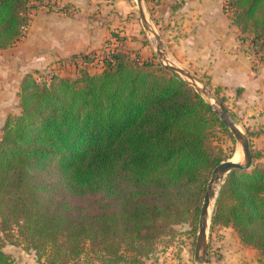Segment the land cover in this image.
Here are the masks:
<instances>
[{"label":"trees","instance_id":"obj_1","mask_svg":"<svg viewBox=\"0 0 264 264\" xmlns=\"http://www.w3.org/2000/svg\"><path fill=\"white\" fill-rule=\"evenodd\" d=\"M39 1L0 0V50L26 37ZM223 9L264 64V0ZM121 34L102 47L99 73L22 79L20 114L0 139V264H18L7 245L45 264H143L177 226H197L210 176L227 161L215 143L231 134L154 51L144 59L120 47ZM262 157L252 149V167L226 177L210 231L232 228L264 256Z\"/></svg>","mask_w":264,"mask_h":264},{"label":"crops","instance_id":"obj_2","mask_svg":"<svg viewBox=\"0 0 264 264\" xmlns=\"http://www.w3.org/2000/svg\"><path fill=\"white\" fill-rule=\"evenodd\" d=\"M121 1L54 0L52 9L40 6L32 16L25 39L0 53L9 77L15 74V97L26 73L52 70L67 78L77 68L68 65L70 61L104 47L111 32L121 24ZM224 1L163 0L166 37L162 40L167 42L165 50L167 47L166 52L175 63L196 77H205L207 85L226 95L225 105L231 115L245 132L253 134L251 151L263 154L261 164L264 64L256 66L257 57L247 49L248 44L241 43L239 28L224 12ZM6 95L7 99L13 97L10 92ZM9 109L11 112L14 108Z\"/></svg>","mask_w":264,"mask_h":264},{"label":"rangeland","instance_id":"obj_3","mask_svg":"<svg viewBox=\"0 0 264 264\" xmlns=\"http://www.w3.org/2000/svg\"><path fill=\"white\" fill-rule=\"evenodd\" d=\"M53 1L54 0H41V2H37V4L40 6L44 5V7L52 9ZM121 2L122 4H120L121 6L119 11L123 14L119 18V22L121 24H118L121 29L116 26V28L113 30L115 32L119 31V33H122L120 37L124 38V40L121 41L122 44H120V47L128 51H136L140 54L141 58L144 59L150 58V56L152 55V51H154V53L158 57L156 53L155 40L153 36L148 32V30L145 29L136 4V0H122ZM143 2L148 19L151 20L150 22H152L161 37H166V27H164L163 21V11L165 10L166 4L163 3V0H143ZM178 6L181 5L178 4ZM146 39H148L149 42H146ZM163 44L164 46H167V42L166 44ZM114 45L115 44H113L112 49L116 47ZM104 47H106V45ZM102 50H104V48H101L97 51H92L88 53V55L100 52ZM3 51L4 50H0V53H3ZM251 53H253V51ZM169 59L174 63V65L183 68L175 63L170 57ZM4 60L5 58L0 56V139L2 137V129L7 117L10 115L18 116L20 114L19 96L15 97V90L12 89L16 85V79L14 77L15 74L12 75L13 77H9V73L7 72L8 66L4 64ZM89 65L92 67H90ZM89 65L77 67L78 69L76 68L75 72L69 73L67 75V78L75 79V77H77L81 72L84 71H89L91 74H96L101 71V69L96 67V64H94V62L89 63ZM31 73H34L35 75H37L36 73L43 74L45 79H49V77L53 74L59 75V73L53 72L52 70H37L32 71ZM191 74L194 75L193 73ZM25 75H23L22 79ZM196 78L207 84V80L205 79V77H202V79L199 77ZM8 79L10 80V86H8L7 84V82L9 81ZM22 79L20 80V84ZM207 87L218 98H220L221 95H225L221 91L218 96L215 91L216 89L210 87L209 85H207ZM9 92L13 93V97L7 99L6 94H8ZM224 97L226 98V95ZM10 107L14 108L11 112V109H9ZM232 119L239 126L241 131L247 136L245 130L237 123V120L234 119L233 116ZM229 132L231 136L226 133L219 134V139L215 143L216 149H219V154L227 159V161L231 160L233 162H240L242 160L241 146L234 138L230 130ZM261 165L264 166V162H261ZM211 177L212 174L210 176V180ZM175 229L176 232L174 237H167L162 240L154 254H152L148 259L144 260L143 264H197L196 248L199 234V222L197 226L186 223L177 226ZM4 250L7 253L11 254V256L18 264H45V260L40 261L37 258L35 252L25 251L22 247L7 245ZM208 251V264H264V256L256 249L244 245L241 242L237 232L232 228L216 227L212 233L209 229Z\"/></svg>","mask_w":264,"mask_h":264},{"label":"water","instance_id":"obj_4","mask_svg":"<svg viewBox=\"0 0 264 264\" xmlns=\"http://www.w3.org/2000/svg\"><path fill=\"white\" fill-rule=\"evenodd\" d=\"M136 4L145 26V29L153 36L155 40L156 53L159 62L177 74L184 82L191 86L196 93L205 101V103L220 117L222 122L231 131L234 138L241 146L242 160L240 162L226 161L216 167L212 173L208 184L207 192L204 198L203 206L199 218V234L196 248L197 264H208V231L212 224V217L215 204L226 177L234 170H247L252 167L253 158L249 138L241 131L239 126L233 121L232 115L224 102L215 96L196 76L189 70L180 68L169 59L165 50L161 35L157 32L151 20L148 19L143 0H136ZM211 211V213H210Z\"/></svg>","mask_w":264,"mask_h":264},{"label":"built area","instance_id":"obj_5","mask_svg":"<svg viewBox=\"0 0 264 264\" xmlns=\"http://www.w3.org/2000/svg\"><path fill=\"white\" fill-rule=\"evenodd\" d=\"M106 51H108V50H106ZM106 51L102 50V51L97 52V53L89 54V57L93 60L94 64H96V67H98L101 70L104 67V58H105ZM68 65H73V66H76V67L80 66L81 67V66H88L89 63H85L83 61H73L71 63H68ZM90 67H92V66H90Z\"/></svg>","mask_w":264,"mask_h":264},{"label":"bare ground","instance_id":"obj_6","mask_svg":"<svg viewBox=\"0 0 264 264\" xmlns=\"http://www.w3.org/2000/svg\"><path fill=\"white\" fill-rule=\"evenodd\" d=\"M237 156V155H236ZM210 213H211V211H210Z\"/></svg>","mask_w":264,"mask_h":264}]
</instances>
